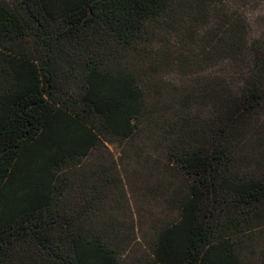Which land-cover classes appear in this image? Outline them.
I'll return each mask as SVG.
<instances>
[{
    "label": "trees",
    "instance_id": "trees-1",
    "mask_svg": "<svg viewBox=\"0 0 264 264\" xmlns=\"http://www.w3.org/2000/svg\"><path fill=\"white\" fill-rule=\"evenodd\" d=\"M246 2L0 0V264H264V14L254 29ZM151 146L173 214L131 256L138 227L105 202Z\"/></svg>",
    "mask_w": 264,
    "mask_h": 264
},
{
    "label": "rangeland",
    "instance_id": "rangeland-1",
    "mask_svg": "<svg viewBox=\"0 0 264 264\" xmlns=\"http://www.w3.org/2000/svg\"><path fill=\"white\" fill-rule=\"evenodd\" d=\"M242 9L250 25L257 29L255 20L264 14V0H247ZM193 75L173 72L159 74L158 77L162 78L160 82L180 85L189 82ZM120 149V145L111 143L106 149L101 148L93 151L87 160L88 166L92 167L99 162L110 160L112 157L116 158ZM165 167L166 162L161 152L151 146L147 149V155L126 159L121 164L122 182L112 185L108 191L105 202L108 211L122 222L129 225L133 222V225L138 227V232L131 238V241H135L131 256L147 251L143 236L150 235L153 232V227L172 218V211L163 203L159 196L160 190L158 191L159 182L164 181L166 178L164 176L167 175ZM172 178L176 183L179 182L177 177L172 176Z\"/></svg>",
    "mask_w": 264,
    "mask_h": 264
}]
</instances>
